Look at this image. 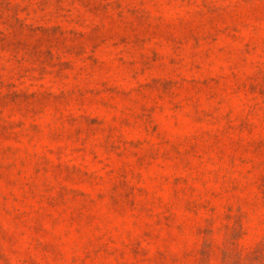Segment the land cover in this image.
Instances as JSON below:
<instances>
[{"label":"rangeland","instance_id":"rangeland-1","mask_svg":"<svg viewBox=\"0 0 264 264\" xmlns=\"http://www.w3.org/2000/svg\"><path fill=\"white\" fill-rule=\"evenodd\" d=\"M0 264H264V0H0Z\"/></svg>","mask_w":264,"mask_h":264}]
</instances>
